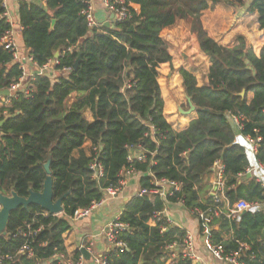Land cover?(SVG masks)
Wrapping results in <instances>:
<instances>
[{"label": "trees", "instance_id": "trees-1", "mask_svg": "<svg viewBox=\"0 0 264 264\" xmlns=\"http://www.w3.org/2000/svg\"><path fill=\"white\" fill-rule=\"evenodd\" d=\"M123 2L131 18L89 27L86 0H18L21 37L33 62L42 66L58 55L53 71L37 75L28 95L18 92L9 105H0V193L27 197L41 191L49 161L53 200L65 196L58 215L36 204L10 212L0 235V264H63L68 257L63 236L75 211L101 201L103 189L117 186L125 169L140 175L141 188L152 187L154 178L176 181L180 188L166 199L143 195L125 203L116 221L127 229L115 233L124 248H109L106 264H192L180 252L186 229L162 214L151 222L154 213L178 200L197 220L199 233L208 228V241L221 246L222 256L239 250L243 264H264V209L253 206L228 218L222 201L223 212L207 223L195 212L213 208L206 180L216 161L223 165L229 205L240 199L264 201V185L253 175L240 176L250 165L245 137L261 138L255 158L264 164V0H251L247 8L257 14L253 41L236 34L231 46L203 28L207 0ZM2 3L0 37L11 29ZM180 19L189 22L210 65L203 84L191 71L179 69L196 117L175 130L164 116L157 69L171 62L161 31ZM19 76L11 52L0 45V90ZM242 90L244 95H238ZM85 110L91 121L84 118ZM229 115L239 117V134ZM130 146H139L144 160L129 161ZM94 156L102 168L99 180L89 169ZM24 245L30 253L19 252ZM171 245L177 250H169ZM79 256L77 250L70 260Z\"/></svg>", "mask_w": 264, "mask_h": 264}, {"label": "crops", "instance_id": "crops-1", "mask_svg": "<svg viewBox=\"0 0 264 264\" xmlns=\"http://www.w3.org/2000/svg\"><path fill=\"white\" fill-rule=\"evenodd\" d=\"M3 1L7 5V12L11 20L10 35L13 43L21 53L28 54V50L23 44L21 27L18 22V0ZM207 2L208 7L202 12L201 22L210 37L218 43L228 46L235 44L234 36L236 34L244 35L249 43L253 41L251 23L257 14L247 10L251 0H207ZM91 3L98 25L105 23L111 25L113 13L103 6L101 0H91ZM133 8L138 11V5L133 4ZM161 36L171 54V62L161 63L157 69V81L164 101L163 112L172 128L182 130L187 127L191 119L196 117V113L183 114L178 111V106L183 110L188 109L179 69L183 67L191 71L196 76L198 84H203L207 81L209 57L200 50L187 20L180 19L174 25L164 28L161 31ZM54 58L56 59L55 56ZM12 63L14 62L12 61ZM251 95L250 93L249 96ZM0 98H2L1 95ZM9 103L0 101V105H9ZM83 115L85 119L92 120V114L89 110H85ZM227 117L235 132L239 134L240 128L237 127L236 122L230 116ZM88 147L89 143L86 142L84 145L86 152H88ZM260 176L264 181V170ZM139 178L140 175L136 173L128 175L125 185L115 196L107 198L98 206H94L89 215L76 220L71 219V229L63 236L68 256L65 262L70 260L81 245L89 246V251H87L89 259L83 258V264H96L94 258L105 255L111 248V244L101 232L108 222L119 217L125 203L135 196L141 188ZM213 179L211 172L206 180L210 184L208 194H211ZM253 206L264 209V201L254 203ZM163 215L168 217L173 225L186 229V232L192 236L195 251L204 261L208 264H226L212 253L208 246L209 243H207V237L198 232L197 220L180 203H168L163 210ZM174 249L177 250V248Z\"/></svg>", "mask_w": 264, "mask_h": 264}, {"label": "built area", "instance_id": "built-area-1", "mask_svg": "<svg viewBox=\"0 0 264 264\" xmlns=\"http://www.w3.org/2000/svg\"><path fill=\"white\" fill-rule=\"evenodd\" d=\"M103 6L113 13V22L116 21H122L131 18L132 13L128 9V7L124 4L123 0H101ZM86 9L83 11L85 14V18L87 21V25L89 27L98 26V23L94 17L93 12V5L91 3V0H86ZM2 6L4 8L3 16L7 18V20L10 22V16L7 12V5L3 1ZM112 22V23H113ZM11 24V23H10ZM0 45L3 46L5 50H8L11 52L12 55V61L16 64H18V67L20 69V76L18 79L13 82L8 90V95H1L2 98H0V101H4V103L10 102V98L17 95L18 92L23 93L24 95H28L32 82L34 78L37 75H43L47 73H51L53 71L54 65L57 63V60L51 59L47 63H45L42 66L37 65L35 62H33L32 58L28 54L21 53L16 45L13 43V40L10 35V30L7 31L4 35L0 37ZM5 96V97H3ZM230 116V115H229ZM237 124V127L240 128V122L239 117L237 116H230ZM249 159H250V165L245 169L243 174H240V176L243 175H253L255 178L261 182L264 185V181L262 176H260V173L264 170V164H262L260 161L256 160L255 155L257 153V150L260 145L261 138H250L245 137ZM129 154L127 159L131 161L132 159H137L139 161L144 160L145 156L142 154L139 146H130L129 148ZM89 169L92 172V177L96 180H99V178L102 177V168L100 164L97 161V156H94L91 162L89 163ZM213 173V182L211 184V196L213 197V208L208 210L206 213L199 212L195 210V212L198 214L200 218H202L206 223L211 220L212 216H218L223 212V207H221L219 204L222 201H225L224 208L226 209V216L228 218H233L238 214H241L242 212H246L248 209L253 207L254 203L246 202L244 200H237L232 205H229L227 200L224 197V178H223V165L221 162L216 161L214 162L212 168ZM132 174V172L128 169L122 170L120 172V180L118 182V185L115 187H107L103 189V198L101 201L97 203H93L89 208L85 209H79L75 211L74 215L71 219L76 220L83 218L87 215H89L91 209L94 206H98L101 204L104 200L107 198H110L112 196H115L121 188L126 183V177L128 175ZM180 188V183L176 181H171L167 179H153L152 187L150 188H140L138 192L135 194V196H143V195H149V196H158L162 199H166L167 197L172 196L176 191H178ZM178 203L182 204L180 200L177 201ZM191 213V212H190ZM163 215L162 212H156L154 213V220H151L152 223L155 222V218H157L159 215ZM167 221L171 223L170 219L166 217ZM127 229V226L123 223L117 222L116 219L113 221L108 222L106 227L102 230L101 234L104 235V237L107 239V241L111 244V247H119L124 248V244L122 242H116V236L115 233L118 230H125ZM208 228H204L202 231V234L207 237ZM208 246L211 248L212 253L220 258L223 262L226 264H243V262L239 259V250L233 251L228 255L222 256V248L220 245H212L207 238ZM80 248H84L86 251H89V246L81 245ZM30 253V249L27 245H24L19 252L26 251ZM169 250H174V245H171L169 247ZM79 251V250H78ZM181 254L183 258H187L191 261L192 264H208L206 261H204L198 253L194 249L192 236L186 232V237L184 239V243L181 248ZM80 253L79 258L76 261H66L65 264H83V255ZM88 253V252H87ZM89 254V253H88ZM9 257V256H8ZM177 257V254L175 252L171 253V260H174ZM2 260V257H0V262ZM96 264H106V258L105 256H101L100 258H94Z\"/></svg>", "mask_w": 264, "mask_h": 264}, {"label": "water", "instance_id": "water-1", "mask_svg": "<svg viewBox=\"0 0 264 264\" xmlns=\"http://www.w3.org/2000/svg\"><path fill=\"white\" fill-rule=\"evenodd\" d=\"M54 21H52L51 25H53ZM105 26H109L108 23L104 24ZM132 27H130L131 29ZM58 53H55V57H57ZM80 60V55L77 56L73 68H76L77 63ZM0 95H8V90H0ZM238 95L243 96L244 90H242ZM185 98L188 104V109L183 110L180 106H178V111L183 114L189 113H196V109L194 104L191 102L189 96L185 94ZM44 170L47 174L42 190L35 192L30 191L27 197H22L17 195L16 192L12 191L10 195H4L0 193V235L5 234V226L8 221L9 214L12 210L17 209L18 207L27 208L30 204H36L44 209L49 214L58 215L62 213V199L64 198L65 194L53 200V193H52V179L50 175L49 169V161L44 164ZM242 212L241 214H244ZM79 252L83 255L85 259H89V254L84 248L78 249Z\"/></svg>", "mask_w": 264, "mask_h": 264}, {"label": "rangeland", "instance_id": "rangeland-1", "mask_svg": "<svg viewBox=\"0 0 264 264\" xmlns=\"http://www.w3.org/2000/svg\"><path fill=\"white\" fill-rule=\"evenodd\" d=\"M199 237H200V235L199 234H197Z\"/></svg>", "mask_w": 264, "mask_h": 264}]
</instances>
